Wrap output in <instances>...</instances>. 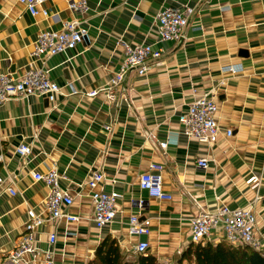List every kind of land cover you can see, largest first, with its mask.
<instances>
[{
  "label": "crops",
  "instance_id": "1",
  "mask_svg": "<svg viewBox=\"0 0 264 264\" xmlns=\"http://www.w3.org/2000/svg\"><path fill=\"white\" fill-rule=\"evenodd\" d=\"M71 1L51 0L46 6L61 20L87 21L88 33L76 50L46 60L63 95L55 103L32 96L0 107V175L7 185L14 181L15 190L0 189V253L18 245L29 209L44 214L49 190L32 173L52 166L74 198L67 211L79 218L59 224L55 264H88L108 237L130 259L135 245L147 241V254L160 264H191L182 259L192 245L189 220L222 205H253L264 243V0H86L85 14L72 12ZM182 5L194 9L183 36L160 43L156 15ZM60 27L52 18L33 16L18 0H0V74H22L38 35ZM119 39L132 46L153 43L164 54L152 61L146 76L126 73L114 100L105 93L85 96L107 87L125 60ZM235 65L242 69L226 70ZM217 86V121L222 132L230 129L233 135L222 133L209 146L189 139L179 116L194 89L201 95ZM168 139L161 149L159 143ZM22 143L31 145L28 161L15 153ZM202 156L209 158L208 169L196 165ZM155 163L165 167L163 187L170 201L152 198L140 187L141 176ZM92 171L105 175L100 190L121 197L115 221L104 228L92 220L86 186ZM137 199L145 200L142 209L133 203ZM138 211L150 223L147 236L128 233L129 217ZM52 229L50 224L38 229V246L49 247ZM222 240L220 228L210 243Z\"/></svg>",
  "mask_w": 264,
  "mask_h": 264
},
{
  "label": "built area",
  "instance_id": "2",
  "mask_svg": "<svg viewBox=\"0 0 264 264\" xmlns=\"http://www.w3.org/2000/svg\"><path fill=\"white\" fill-rule=\"evenodd\" d=\"M33 16L42 15L52 18L61 23L60 29H46L42 31L33 45L31 59L25 71L20 75L12 73L0 74V107L14 98L26 99L32 96L45 97L50 103H55L58 96L63 95V88L50 78V71L45 67L46 60L58 54H66L76 50L88 33L84 18H73L61 20L57 14L52 13L46 6L51 0H18ZM69 8L74 13L85 14L88 10L86 0H73ZM194 9L188 5L177 8L165 7L155 17L156 31L160 43L178 41L184 30L190 23ZM125 53V60L119 70L114 73L109 85L101 90L85 93L87 97H95L105 93L112 101L115 98V89L122 83L128 72H135L138 76H146L151 68L152 61H158L164 54V50L155 47L153 43H141L129 45L119 39ZM41 63V64H39ZM241 67L230 66L226 70L237 73ZM220 88L214 87L209 92L197 94L193 90V98L188 108L179 116V123L184 134L189 139H194L206 145L215 144L220 135L232 137L230 129L222 132L217 121L218 95ZM74 89L70 94H75ZM108 128V127H107ZM109 129V128H108ZM1 141V132H0ZM171 143L170 139L159 143V147L165 150ZM15 153L23 160H29L32 155L30 144L22 143ZM3 155H0V161ZM196 165L202 169L209 168V158L202 156L196 159ZM165 167L162 164H152L149 172L140 178V187L146 190L150 197L158 200H172V195L167 193L163 187V174ZM32 177L36 182L43 183L49 190L45 201L44 214L34 209L27 211V220L24 225V233L18 245L8 253H0L2 264H55L54 246L58 240V226L61 221L75 222L78 217L67 211L74 204L71 193L62 188L61 179L63 175L55 166L49 167L46 172H33ZM105 175L102 171H92L86 186L89 188L93 206L92 220L98 228H104L112 224L117 216V202L121 198L115 192L100 190L99 186L104 181ZM255 182L258 177H253ZM14 181L8 185L0 175V189L15 194ZM133 203L142 209L145 200H133ZM50 224L52 231L48 236L49 247L44 249L37 245L36 233L42 226ZM190 239L192 243L206 245L211 242V237L221 228L225 241L232 245H247L256 251L263 253L264 243L259 239L257 228V215L254 206L231 208L222 205L214 211H200L189 220ZM151 232L148 220H141L140 212L133 213L128 221V233L131 236H147ZM67 235H72L68 232ZM149 248L147 241H139L134 251L136 254H145Z\"/></svg>",
  "mask_w": 264,
  "mask_h": 264
},
{
  "label": "trees",
  "instance_id": "3",
  "mask_svg": "<svg viewBox=\"0 0 264 264\" xmlns=\"http://www.w3.org/2000/svg\"><path fill=\"white\" fill-rule=\"evenodd\" d=\"M182 259L191 264H264L263 253L247 245H232L225 240L217 244H195L186 250ZM88 264H160L151 254H136L127 258L115 239L106 238L95 251Z\"/></svg>",
  "mask_w": 264,
  "mask_h": 264
}]
</instances>
